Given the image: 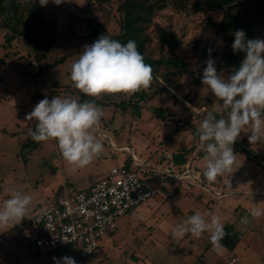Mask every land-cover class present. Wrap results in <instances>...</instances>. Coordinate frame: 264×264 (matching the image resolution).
<instances>
[{"label":"rangeland","instance_id":"obj_1","mask_svg":"<svg viewBox=\"0 0 264 264\" xmlns=\"http://www.w3.org/2000/svg\"><path fill=\"white\" fill-rule=\"evenodd\" d=\"M201 1L189 0L186 8L169 5L153 19L154 23L182 39L177 54L187 64L185 73L164 68L159 80H153L149 88L136 92L142 98L140 117L132 108L123 110L110 106L102 109L99 106L104 115L93 134L102 142L103 151L89 166L75 172L61 157L55 140L45 141L36 149L23 147L30 137L29 130L37 123L27 121L25 117L45 97H63L60 93L47 96L50 85L55 82L73 84L71 66L83 47L92 43L90 32L83 24L90 28L99 25L112 34L120 32L123 15L119 7L123 0H79L81 13L76 17L52 0L42 6L45 17L56 21L57 40L44 61V65L50 66L35 78L32 65L27 66L31 60L36 62L29 58L30 47L20 38L9 46L6 31L0 27V206L9 198L11 190L32 196L20 223L0 227V264H54L53 257L63 256L74 258L76 264H229L233 257L238 259L235 264H264V214L259 218L250 216L253 208L264 209V196L241 194L244 189L264 191V171L257 173L255 159L236 148V144L244 140L258 157L264 156V141L252 145L248 141L250 126L243 129L233 145L237 157L232 172L226 175V179L232 181V187L226 188L230 183L224 184L219 178L211 184L215 193L206 192L199 201L202 198L197 199L200 186L191 179L180 180L161 173L158 179L150 178L159 189L158 195L123 217L118 230L106 236L89 257L82 258L77 250L41 256L28 244L35 236L34 218L48 208L56 196L88 188L112 167L124 164L127 159L133 160L131 150L138 163L159 164L164 153L188 149L199 143L195 130L208 111L226 118L220 105L222 102L214 103L213 94L201 83L206 60H198L192 48L194 41L202 39L213 49L223 51V41L208 25L209 19L219 23L223 11H199L195 4ZM237 13L252 29L255 39H264V1L240 0ZM148 33L151 39L149 51L152 56L160 57L163 53L154 24ZM215 66L225 77L233 70L218 65L216 60ZM134 94H121L116 101L126 99L129 102ZM69 96L78 100L77 92ZM188 105L203 115L193 122L191 130L177 129L178 120L191 118ZM156 108L163 109L165 116L157 117ZM203 156L199 157V168H203ZM168 164L165 159L163 166ZM169 175L172 179H163ZM176 187L178 194L171 197L169 194ZM225 192L227 195L222 197L215 195ZM196 211L220 216L224 226L235 224L244 233L243 241L233 250L223 246L218 251L213 248L208 232L199 238L186 234L182 239L173 240L170 236L173 228ZM244 216H249V223H241Z\"/></svg>","mask_w":264,"mask_h":264},{"label":"clouds","instance_id":"obj_2","mask_svg":"<svg viewBox=\"0 0 264 264\" xmlns=\"http://www.w3.org/2000/svg\"><path fill=\"white\" fill-rule=\"evenodd\" d=\"M48 2L39 0L40 6ZM52 2L59 6L67 0ZM233 36V53H246L239 67L225 77L217 72L215 61L209 58L201 78L204 89L213 94L214 103L222 102L220 105L227 113L226 118L218 119L214 111H208L195 130L199 148L204 152L202 175L208 183L232 172L237 157L233 145L246 126L251 127L248 136L251 145L264 141V39H247L242 29L236 30ZM70 79L73 87L88 97L131 95L150 87L153 68L145 63L134 40L121 43L107 34L83 47L71 66ZM103 115L93 100L81 103L70 96L57 95L40 100L25 119L37 122L29 130L31 138L36 142L55 140L61 157L75 172L89 166L103 151L102 142L93 134ZM31 202L32 196L11 190L9 198L0 206V227L20 223ZM262 214L261 208L250 211L252 218ZM241 223H249V216L242 217ZM205 232L210 233L214 249L223 248L224 225L220 216L210 213L196 211L187 216L173 228L170 236L173 240L182 239L186 234L199 238ZM53 261L54 264H76L69 256L53 257Z\"/></svg>","mask_w":264,"mask_h":264},{"label":"trees","instance_id":"obj_3","mask_svg":"<svg viewBox=\"0 0 264 264\" xmlns=\"http://www.w3.org/2000/svg\"><path fill=\"white\" fill-rule=\"evenodd\" d=\"M264 0H262L263 2ZM189 0H123L119 7V11L123 15L121 22V30L117 34L108 33L101 26L95 25L93 28L98 35H109L111 38L119 40L121 43H126L129 39L134 40L137 44L138 51L143 55L145 63L153 68V80L157 81L163 74L164 68H174L180 72L185 73L187 64L179 58L177 50L182 45V39L174 33L168 32L164 27L158 23H154V17L169 5H179L186 8ZM240 0H203L195 4L199 11H206L207 13L222 10L223 16L219 23L208 20L210 28L216 31L218 37L223 41V51H218L202 39L194 41L192 48L197 55L198 60H208L212 58L217 61V64L222 67L238 68L241 61L244 59L246 53H233L231 45L234 41L233 33L242 29L246 32L247 39H255L252 29L241 19L237 13V8ZM154 24L155 30L158 33V38L161 42V49L163 53L160 57H154L149 51L151 39L148 33L150 26ZM0 27L6 31V43L10 46L16 38L22 39L25 44L30 47L31 52L29 58L36 61L37 64L29 62L32 65V76L35 78L43 69L50 65H44V61L55 45L57 40V26L55 20H49L45 17L42 6L39 0H0ZM31 71H29L30 74ZM35 87V86H34ZM77 92L78 101L83 103L87 100H93L97 106L105 109L110 106L122 108L127 110L132 108L140 117L141 102L140 94L135 93L129 102L126 99L117 102L116 99L121 94H104L99 97H88L71 85H62L55 82L49 86V91L46 94L51 96L53 93H60L63 96H69ZM44 95V94H43ZM225 112V111H224ZM157 117H164L165 111L161 108L154 109ZM217 118H222V115L216 113ZM225 114H227L225 112ZM35 127V126H34ZM34 129V128H33ZM43 142L34 141L31 136L27 138L23 147L38 148ZM243 153L253 157L257 155L255 151L247 147L246 141H241L236 144ZM196 146L188 149H182L174 153L173 163L177 170L182 173L185 170L187 163L191 161L193 152ZM204 155V154H202ZM261 158L264 159V156ZM131 160H127V166H130ZM203 177V175H201ZM204 178V177H203ZM167 179H172L168 177ZM205 179V178H204ZM179 188L176 187L169 195L176 197ZM59 196H56V198ZM225 237L221 241L224 247L233 250L242 241L244 233L241 232L233 223H227L224 226ZM115 233V232H114ZM113 233V234H114ZM112 235V234H111ZM29 246H33V240L28 242ZM59 255L62 253L57 252Z\"/></svg>","mask_w":264,"mask_h":264},{"label":"built area","instance_id":"obj_4","mask_svg":"<svg viewBox=\"0 0 264 264\" xmlns=\"http://www.w3.org/2000/svg\"><path fill=\"white\" fill-rule=\"evenodd\" d=\"M78 2L79 0H67L60 7L76 17L81 13ZM76 20L82 23L79 19ZM83 26L90 32L91 42L96 41L99 37L97 31L86 24ZM29 62L37 64L32 60ZM188 106L191 118L178 120L177 129L191 130L193 122L203 115L200 110ZM112 145L116 147L113 143ZM131 154L133 160L127 159L132 161L130 166H127L126 160L124 164L112 167L102 179L89 188L55 198L48 208L36 215L33 220L36 231L32 240L37 254L43 256L77 250L82 258H87L100 247V242L106 236L118 230L119 221L123 217L158 195L159 189L150 178L158 179L161 173L170 174L180 180L202 177V173L194 171L191 161L184 167V172L180 173L174 166L172 152L161 155V161L155 165L149 161L138 163L132 150ZM200 154L204 152L198 143L191 160ZM253 158L258 165L257 173L264 171V159L257 155H253ZM165 159L169 163L167 167L163 166ZM170 175L168 177H171ZM218 195L222 197L227 193ZM237 262L238 259L233 257L229 264Z\"/></svg>","mask_w":264,"mask_h":264},{"label":"crops","instance_id":"obj_5","mask_svg":"<svg viewBox=\"0 0 264 264\" xmlns=\"http://www.w3.org/2000/svg\"><path fill=\"white\" fill-rule=\"evenodd\" d=\"M196 146H197V144H196ZM179 151V150H178ZM177 151H174V152H172L173 154L174 153H176ZM201 156H203L202 154H200L197 158H194V160H192V162H191V165H192V168L194 169V171H196V172H199V173H202L203 172V168H199L200 167V161H201V158H199V157H201ZM163 163L165 164V161L163 160ZM108 173V172H107ZM106 173V174H107ZM105 174V175H106ZM237 174H238V172H237ZM228 175H230V173H225V176L223 175V176H220V177H218L217 179H219V178H221V179H223V183L225 184V183H227V182H229L228 184L230 185H227L226 186V188L227 187H232V185H233V183H232V181H230L229 179H226V177ZM104 177V176H103ZM102 177V178H103ZM225 177V178H224ZM102 178H100V179H102ZM100 179H98V180H100ZM97 180V181H98ZM191 180L193 181V182H195V184H197V185H199L200 186V192H199V194H198V197H197V199L199 198V197H201L202 196V198L199 200V201H202L203 200V198H204V195L206 194V192H210V193H215V191H213V188L211 187V184L212 183H208L203 177H200V178H191ZM97 181H95V182H93L90 186H92L94 183H96ZM189 184V183H188ZM190 184H191V182H190ZM224 184L222 185V187H224ZM89 186V187H90ZM88 187V188H89ZM243 193H241L242 195H244V196H248V194L250 193V196H253V197H261V196H264V191H260V190H258V189H244L243 191H242ZM226 193V192H225ZM225 193H221V194H225ZM200 195V196H199ZM216 196H219L218 194H215ZM242 232V231H241ZM242 241H243V239H242ZM241 241V242H242ZM240 242V243H241ZM240 243L238 244V246L240 245Z\"/></svg>","mask_w":264,"mask_h":264}]
</instances>
